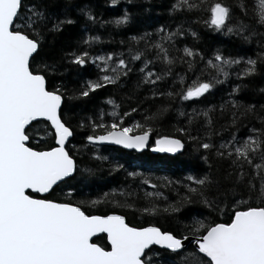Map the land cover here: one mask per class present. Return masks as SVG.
I'll use <instances>...</instances> for the list:
<instances>
[{
    "label": "snow or ice",
    "instance_id": "obj_1",
    "mask_svg": "<svg viewBox=\"0 0 264 264\" xmlns=\"http://www.w3.org/2000/svg\"><path fill=\"white\" fill-rule=\"evenodd\" d=\"M111 3L115 5L117 0H111ZM235 6L240 9L243 17H250L254 24L249 25L241 19H237L235 24H228L232 8L222 0L210 6H205L204 0H176L170 11H191L203 7L210 13L209 19L204 23L214 30L222 31L226 27L225 34L235 33L244 40L257 35L264 36V33L258 34L255 31V25L264 27V0H248L247 3L245 0H235ZM85 15L92 19L89 13L86 12ZM127 19L128 14L125 12L114 22L121 24ZM71 23V20L56 18L40 2L29 5L25 0H0V264H153V258L158 257L159 253L153 252L149 246L159 245L175 252L182 250V241H186L187 237L162 231L151 224L146 227L131 226L125 215L115 211L106 215L89 214L84 207L86 203L95 205L105 201L118 204L115 199L109 201V193H104L99 199L77 203L39 198V194H49L50 190H54V186L60 184L68 188L69 196L76 190L75 184L68 182L75 179L78 168L66 146V141L73 136V130L61 115L66 92L60 85L49 90L48 77L55 65L35 63L34 55L39 54L47 33L57 32L64 24ZM160 32L161 29H157L158 35ZM245 32L248 34L244 35ZM178 35H183L179 25L173 32L164 30V34L159 35V39L154 42L147 39L149 33L142 37H132V40H143L146 48L135 50L133 54L134 50L130 47L128 59H125L123 54L113 53L92 57L98 68L99 62H103L101 71H109L111 75L84 82L76 92L77 98L87 97L90 92L106 84L114 85L121 77H128L132 72L129 64L134 61H142L143 64L138 69L141 78L136 86L151 84L154 89L153 96L164 95L155 90V86L170 75L171 69H161L158 73L149 68L157 62L164 65L174 63V58L169 55V49L164 46V42H171ZM192 35L195 36L196 33L193 32ZM97 39L99 38L89 37L81 42L87 45ZM153 48L156 53L148 59L147 53ZM182 51L184 56L179 59L182 63H187L188 69L191 70L194 61H186L184 57H195L200 53L187 46ZM67 55L71 63L77 65H84L89 59L88 51H80L79 54L71 52ZM259 59L264 61V52L259 53ZM242 60L243 58L224 57L217 50L204 64L205 69L212 68L218 74L227 76L229 73L225 71V66L238 65ZM243 63L245 67L238 73L239 76H250L257 71L255 59L248 58ZM203 71L204 69L201 70ZM181 81L183 82L182 77ZM218 82L215 77L209 81L198 78L186 89H182L180 99L201 97ZM239 87L237 85L233 88V92ZM108 103L114 108L118 107L111 99ZM232 104L233 107H244L235 101H232ZM245 110L253 111L252 105L246 106ZM136 111V108H131L123 115L113 111L111 115L117 117L119 123L114 121L105 125L93 122L94 130L104 131L100 135H88L87 141H113L129 149H144L153 132L149 121L162 116L168 108H158L151 116H144L143 124L133 121L132 124L124 126V118L130 117ZM195 115H203L206 125L211 127L209 110ZM235 119L234 114L233 124ZM41 120L48 122L54 130L51 134L55 138V147L37 150L36 147L29 146L28 129L32 123H39ZM261 123V128L251 129L249 135L242 140H238L233 133L231 139L221 140L218 146L210 142L211 131L206 133L209 142H205L203 137L190 134L191 115L188 118L189 128L176 129L177 133L181 136L187 135L188 140L196 144V151L203 149L205 152H211L215 148L214 157L229 161V167L235 170L234 176L233 172L229 171L222 178L214 177L211 171L199 177L189 175L186 178L190 183L185 187L190 194H196L206 207L222 213L227 211V205L221 206L219 203L222 181L232 185L223 191L224 200L232 204L230 222L205 223L203 220L193 219L192 223L186 226V230L193 237L195 251L188 254L193 257V264H264V118H261ZM134 132L137 134H131ZM184 147L182 138L176 136H159L154 142V150L160 152L176 153ZM255 158H259L260 163H254ZM201 159L205 163L208 162V156ZM245 166L253 170L250 177L245 171ZM128 175L135 176L136 173ZM256 180L259 181L258 189L254 183ZM241 185L247 190V198H244L243 192L237 190V186ZM211 187L217 188L218 196L209 200L205 191ZM123 194L121 190V195ZM147 195L151 196L153 193ZM237 196L241 198L236 199ZM183 201L191 203L192 197L186 195ZM119 206L130 209L135 207L127 201ZM136 210L146 214H155L157 211L155 206ZM163 211L176 212L179 208L169 206ZM97 233L106 234L103 246L91 242Z\"/></svg>",
    "mask_w": 264,
    "mask_h": 264
},
{
    "label": "trees",
    "instance_id": "obj_2",
    "mask_svg": "<svg viewBox=\"0 0 264 264\" xmlns=\"http://www.w3.org/2000/svg\"><path fill=\"white\" fill-rule=\"evenodd\" d=\"M34 2L44 4L47 11L54 14L56 18L72 21L71 24H64L57 32L47 33L39 54H35V63L55 65L48 77L49 90L60 85L66 92L61 115L73 130V136L67 144V149L70 150L78 168L75 179L68 182L75 184L76 190L73 195L69 196L68 188L60 184L55 186L46 197L77 203L82 200L99 199L104 193H109V201L115 199L118 204L105 201L95 205L86 203L84 207L88 213L119 212L126 216L131 225L138 227L156 225L162 231H170L177 236H191L186 226L190 225L193 219H200L205 223L230 222L232 204L223 198L224 188L232 186L230 182L222 181L219 190V203L221 206L227 205V211L223 213L206 207L196 194L188 192L185 185L190 183L186 179L189 175L199 177L211 171L214 177L222 178L229 171H232L234 176L235 170L229 167V161L214 157L215 148L211 152H205L203 149L196 151V144L188 140L187 135L181 136L176 129L189 128L188 118L191 115L190 134L194 137H203L205 142H209L206 133L211 131L210 142L218 146L221 140L231 139L233 133L238 140H242L249 135L251 129L262 127L264 61L259 59V53L264 52V46H262L264 36L257 35L244 40L242 36L235 33L225 34L226 27L222 31L214 30L213 27L204 23L209 19L210 13L203 7L191 11L185 9L170 11L176 0H117L115 5L111 3V0H25V3L29 5ZM204 2L205 6H210L221 0H204ZM222 2L232 8L228 24H235L237 19L249 25L254 24L250 17H243L240 9L235 6V0H222ZM245 2L247 3L248 0ZM86 12L91 15V20L85 15ZM125 12L128 14L127 21L116 24L115 19L123 16ZM178 25L183 35L176 36L171 42H164V46L169 49V55L174 58V63L164 65L157 62L149 68L158 73L161 69H171L170 75L157 82L155 86V90L164 95L153 96L154 89L151 84L136 86L141 78L138 69L143 64L142 61H134L129 64L132 72L128 77H121L114 85L106 84L90 92L87 97L77 98L76 92L84 82L95 81L103 75H111L109 71H101L103 62H99L98 68L97 62L93 61L92 57L113 53L123 54L124 58L128 59L130 47L134 50L133 54L135 50L146 48L143 40H132V37H142L145 33H149L150 36L147 39L149 42H154L159 39V35L164 34V30L173 32ZM157 29H161L159 35ZM255 31L258 34L264 33V27L255 25ZM193 32L196 33L195 36L192 35ZM247 34V32L244 33V35ZM89 37L99 39L87 45L81 42ZM185 46L200 53L199 56L184 57L186 61H194L191 70L188 69L187 63H182L179 59L184 56L182 49ZM217 50L224 57L243 58V60L238 65L225 66V71L229 73L227 76L222 73L218 74L212 68L205 69L204 62L213 57ZM80 51L89 52L88 61L84 65L71 63L67 54L71 52L79 54ZM155 53L156 49L153 48L147 53V58L151 59ZM248 58L257 61V71L250 76L241 77L238 73L245 67L243 61ZM202 69H204L203 72H201ZM213 77L219 82L214 83L213 87L201 97L180 99L182 89H186L198 78L202 81H209ZM237 85L240 86L239 89L233 92V88ZM69 97L72 98L69 99ZM109 99L113 100L118 107L114 108L112 104H109ZM232 101L244 107H233ZM248 105H252L253 111L245 110ZM165 106L168 111L155 120L149 121L153 129L151 143L153 144L157 137L165 135L182 138L185 147L175 156L154 154L150 149L137 153L112 146L99 147L90 144L86 139L88 135H98L104 131L103 129L94 130L93 122L105 125L114 121L120 122L117 117L111 115L113 111L123 115L131 108L137 109L130 117L124 118L123 124L127 126L133 121L145 123L144 116H151L157 112L158 108ZM204 110H209V118L212 121L210 128L206 125L203 115H195ZM101 113H103L102 116ZM234 114L236 119L233 124ZM52 132L54 131L50 124L44 120L32 123L31 128L28 129L29 145L38 150L54 147L55 138ZM203 156H208L207 163L201 159ZM101 157L107 159H100ZM254 163H260L259 158H255ZM84 169L91 171H83ZM245 171L249 177L252 175L251 167L245 166ZM128 173H136V175L129 176ZM254 183L258 189L259 181L256 180ZM121 190H123V195H121ZM237 190L243 192L244 198H247V190L242 185L237 186ZM148 193H153V195L148 196ZM186 195L192 197L191 203L183 201ZM205 196L209 200L216 198L217 188H209L205 191ZM240 198V196L236 197V199ZM229 200H231L230 195ZM125 201L134 204L135 207L130 209L119 206ZM150 206L156 207L155 214H146L136 210ZM169 206L178 207L179 211H163ZM105 241V235L94 239V242L102 246ZM151 249L159 253L158 257L153 258V264H193V257L188 255L195 251L193 243L179 252L156 246Z\"/></svg>",
    "mask_w": 264,
    "mask_h": 264
},
{
    "label": "water",
    "instance_id": "obj_3",
    "mask_svg": "<svg viewBox=\"0 0 264 264\" xmlns=\"http://www.w3.org/2000/svg\"><path fill=\"white\" fill-rule=\"evenodd\" d=\"M35 55V54H34ZM64 102V101H63ZM62 106H63V103H62ZM62 109V108H61ZM54 131V130H53ZM101 134H103V133H101ZM132 134V133H131ZM135 134H137V133H135ZM98 135H100V134H98ZM72 137H70L69 138V140L71 139ZM151 139H152V134H151V136H150V142L148 143V145L144 148V149H129V148H126V147H124L123 145H119V144H116V143H114L113 141H99V142H94V143H90V144H93V145H97V146H112V147H118V148H122V149H125V150H128V151H135V152H137V153H141V152H143V151H145V150H147V149H150V151L152 152V153H154V154H165V155H170V156H175V155H177V154H179V153H181L182 152V150L183 149H181V150H179L178 152H176V153H168V152H160V151H156V150H154V143L152 144L151 143ZM69 140L68 141H66V146H67V144H68V142H69ZM156 140V139H155ZM155 140H154V142H155ZM30 146V145H29ZM55 146H56V144H55ZM54 146V147H55ZM38 150V149H37ZM45 150V149H44ZM74 159V158H73ZM74 161H75V159H74ZM76 162V161H75ZM55 187V186H54ZM27 191H31V190H27ZM52 190H50V192H51ZM47 194H39V198H45V196H46ZM116 213H118V214H120V215H123V214H121V213H119V212H116ZM109 214V213H108ZM95 215H106V214H95ZM126 220H127V218H126ZM128 222V221H127ZM131 225V224H130ZM131 226H134V225H131ZM148 226V225H147ZM156 226V225H155ZM136 227H138V226H136ZM142 227H146V226H142ZM158 227V226H157ZM162 230V229H161ZM101 235H105L106 236V234H104V233H97L93 238H92V241L91 242H93V243H96V242H94V239L96 238V237H98V236H101ZM185 237H187V240L186 241H182V250H184V249H186L191 243H192V240H193V237L192 236H185ZM98 244V243H97ZM154 246H156V247H159V248H161V249H163L162 248V246H159V245H151V246H149L150 248H152V247H154ZM182 250H177V251H175V252H179V251H182ZM147 251V250H146ZM170 251V250H169Z\"/></svg>",
    "mask_w": 264,
    "mask_h": 264
},
{
    "label": "flooded vegetation",
    "instance_id": "obj_4",
    "mask_svg": "<svg viewBox=\"0 0 264 264\" xmlns=\"http://www.w3.org/2000/svg\"><path fill=\"white\" fill-rule=\"evenodd\" d=\"M92 145H93V144H92ZM95 146H97V145H95ZM99 147H100V146H99ZM47 195H48V194H47ZM47 195H46V196H47ZM46 196H45V198H47ZM39 197H40V196H39ZM48 199H49V198H48Z\"/></svg>",
    "mask_w": 264,
    "mask_h": 264
}]
</instances>
